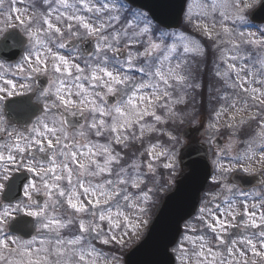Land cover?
I'll use <instances>...</instances> for the list:
<instances>
[{"label": "snow or ice", "instance_id": "snow-or-ice-1", "mask_svg": "<svg viewBox=\"0 0 264 264\" xmlns=\"http://www.w3.org/2000/svg\"><path fill=\"white\" fill-rule=\"evenodd\" d=\"M25 3L0 0V264H120L146 230L155 259L139 264L264 261V0H200L183 30L164 3ZM20 113L35 122L10 128ZM198 135L217 144L210 175ZM162 192L169 223L148 229Z\"/></svg>", "mask_w": 264, "mask_h": 264}, {"label": "water", "instance_id": "water-1", "mask_svg": "<svg viewBox=\"0 0 264 264\" xmlns=\"http://www.w3.org/2000/svg\"><path fill=\"white\" fill-rule=\"evenodd\" d=\"M131 5H134L136 7H140L141 5H146L149 7H152L154 5L160 4V3H164L167 5V7L163 10V19L166 21V23L169 24L170 28L172 29H176L178 28L181 24L182 21V16H183V12L185 9V5H186V0H130ZM145 11H147V8H144ZM257 23H260L261 21L257 20ZM70 45H72V43H68V46L66 47H70ZM83 47H87V48H91V44L85 42ZM43 79V78H42ZM46 81H45V85L46 86ZM109 100H111V98H109ZM35 116H31V118L29 119L28 114L25 113H20L18 115V117L16 119H13L14 121H16L17 123H21L22 125H24L25 123L29 124L31 122V120L34 118ZM68 120L72 121V124H69L68 127L73 128V124H75V121L79 119V117H69L67 116ZM82 123V121H81ZM78 126V125H76ZM217 144L220 146L221 145V141L218 139L217 140ZM216 144V145H217ZM203 145V150L201 152V155H203L205 157V162L207 164V173L210 175V163L207 160V151H206V147L204 144ZM238 175V174H237ZM241 176V175H238ZM237 179H239V177H237ZM262 179H264L262 177ZM235 183L238 182L242 185L243 188H247L250 187L252 185H257V182H253L250 184H244L241 183L239 180L234 181ZM208 182L204 181L203 182V186L199 187L197 191H195L194 195L192 196V199L190 201V203L188 204V206L183 208V212H187L190 214H194L195 210L198 206V202L200 199V195L201 192L204 190V187L206 186ZM170 194V193H169ZM164 198V200L162 201L161 207L158 210L157 214L154 216L153 221L155 220V217L157 215H159L156 224L154 225V230L160 228L161 226H167L169 223V219H170V215H171V210L173 207V200L175 199L174 197L170 196L168 197V195ZM168 197V198H167ZM166 200V202H165ZM165 202V203H164ZM162 209V212H161ZM185 219H187V216L185 217ZM179 224V227L181 229V224L184 222V220H178L177 221ZM152 227V223L149 226V229H151ZM12 233H16V232H12ZM19 234V233H17ZM34 233H29L27 235L22 236L23 238L25 237H30L31 235H33ZM21 236V234H19ZM152 233L150 232L149 234V238H151ZM180 235L179 230L176 231V238L178 239ZM147 238V234L146 236L143 238V241L141 243H143L144 245L141 246V248L139 250L133 251L129 256L126 255L125 256V263L126 264H139V262L141 261H147V260H152L155 259V257L151 254V240L149 239L148 242L144 243L145 239ZM174 246V244L169 245L168 250L170 249V247ZM172 264H174V261L172 262Z\"/></svg>", "mask_w": 264, "mask_h": 264}, {"label": "rangeland", "instance_id": "rangeland-1", "mask_svg": "<svg viewBox=\"0 0 264 264\" xmlns=\"http://www.w3.org/2000/svg\"><path fill=\"white\" fill-rule=\"evenodd\" d=\"M188 3H187V6H186V10H185V12L187 11V9L189 8V7H191V9H192V11L194 12V13H196V12H199L201 9H200V0H188L187 1ZM18 7H21L22 9L23 8H25V7H27L28 8V11H27V15H31V14H33V11L35 10V11H39L40 10V8H39V4L37 3V6H36V8L35 9H33L32 7H30L29 6V4H28V0H26V3L25 4H20V5H17ZM134 8V7H133ZM135 9V8H134ZM13 16H15V13H13L12 14ZM14 23H15V21H13ZM0 27H4V25L3 24H0ZM189 29V30H188ZM187 30L189 31V32H191L190 30H191V28H188ZM176 30H183V29H176ZM242 30H244V31H255V29H242ZM193 35H196V36H198L199 37V33H192ZM199 38H201V39H203V37H199ZM76 43L77 44H79L80 43V41H76ZM71 49V48H70ZM62 51V53H67L69 50H61ZM209 61L211 62V56L209 57ZM5 78H13L14 79V81H16V80H18L19 78L18 77H12L11 76V74L10 73H5ZM0 85H2V82H0ZM35 98H33V100H34ZM35 122V120L33 121V122H31V124L32 123H34ZM10 128H15V129H17V130H23V128L22 127H19L18 125H16V124H14V123H11V125H10ZM79 128V127H78ZM78 128H74V129H72V130H69L68 129V131H69V133H70V135L71 134H73ZM201 137H200V140L201 141H203L205 144H207V146L209 147V149H210V153H209V160L212 162V160L214 159V156H213V149L214 148H216L217 146H215L214 144H210V141H209V139L208 138H206V136L205 135H200ZM199 137V135L197 136V138ZM218 138H220V139H222L223 140V144L221 145V146H219L220 148H222V147H224V145H225V143H226V141H227V135L226 134H221ZM6 139V137H4V135L3 134H0V142H3L4 140ZM93 139H95V138H93ZM101 142H103V141H101ZM218 150V149H217ZM243 149H242V147H237L236 148V151H242ZM212 169H213V166H212ZM239 174H243V173H239ZM244 175V174H243ZM233 183V182H232ZM236 187L237 188H239V189H241V187L239 186V185H237L236 184ZM260 188H261V186H257V187H252V188H250V189H247L246 191H259L260 190ZM171 191V190H170ZM209 191V186H208V188H207V190H205L204 191V195H205V193L206 192H208ZM165 192H162L161 194H160V201H159V203L162 201V199H163V197L165 196ZM204 195L202 196V198L204 197ZM158 203V204H159ZM249 203H251V201L249 202ZM157 204V205H158ZM154 209V208H153ZM153 209H152V212H153ZM241 211H243V209H242V207H241V209H240ZM152 216H153V213H152ZM153 218V217H152ZM240 219H242V217H238L237 218V220H240ZM150 222H151V220H150ZM182 226H184V225H182ZM147 231V230H146ZM145 231V232H146ZM229 231H231L232 232V236H237V235H239V232L237 231V230H234V229H230ZM37 234V233H36ZM9 235H11V234H9ZM37 235H39V234H37ZM65 235H67V233H65ZM12 237L14 236V235H11ZM18 236L17 235H15V237L14 238H17ZM19 238V237H18ZM142 238V237H141ZM232 237H230V236H225V239H231ZM133 243H135V241L133 242ZM213 244H215V241L213 240ZM37 246H39L38 244H37ZM10 247H14V245H10ZM129 249L130 248H125L124 250H122L121 252H119L118 253V255L121 257V261H120V264H124V261H123V258H124V255L129 251ZM105 251H107V249H105ZM248 259H249V261H251L252 259H253V257H252V255L249 253V255H248ZM257 260H258V264H264V261H260L259 260V258H256Z\"/></svg>", "mask_w": 264, "mask_h": 264}]
</instances>
